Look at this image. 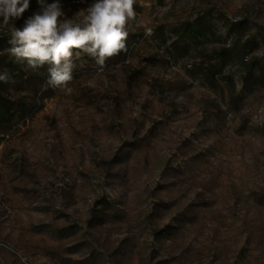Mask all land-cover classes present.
I'll list each match as a JSON object with an SVG mask.
<instances>
[{"label":"rangeland","instance_id":"1","mask_svg":"<svg viewBox=\"0 0 264 264\" xmlns=\"http://www.w3.org/2000/svg\"><path fill=\"white\" fill-rule=\"evenodd\" d=\"M134 10L126 50L82 55L71 94L0 55V264H264V0Z\"/></svg>","mask_w":264,"mask_h":264},{"label":"clouds","instance_id":"2","mask_svg":"<svg viewBox=\"0 0 264 264\" xmlns=\"http://www.w3.org/2000/svg\"><path fill=\"white\" fill-rule=\"evenodd\" d=\"M84 2V0H82ZM37 8L30 15L31 0H0V23L13 26L9 47L0 52L27 68H45L47 87L73 92L76 60L87 55L101 68L106 60L126 50L129 25L136 20V0H88L86 9L75 14L80 19L64 18L62 0H35ZM16 20H22L17 27ZM150 34V32H149ZM0 74V82H8Z\"/></svg>","mask_w":264,"mask_h":264},{"label":"trees","instance_id":"3","mask_svg":"<svg viewBox=\"0 0 264 264\" xmlns=\"http://www.w3.org/2000/svg\"><path fill=\"white\" fill-rule=\"evenodd\" d=\"M207 22L204 20H198L193 23H186L182 28V34L188 37H197L203 33L204 28L206 27ZM214 73H209L206 75L207 80H212ZM3 113V105L0 103V115Z\"/></svg>","mask_w":264,"mask_h":264}]
</instances>
